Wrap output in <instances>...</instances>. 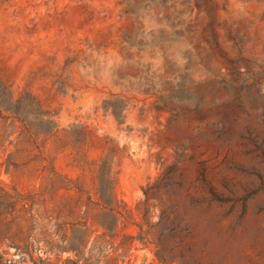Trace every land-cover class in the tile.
<instances>
[{
	"label": "rangeland",
	"instance_id": "rangeland-1",
	"mask_svg": "<svg viewBox=\"0 0 264 264\" xmlns=\"http://www.w3.org/2000/svg\"><path fill=\"white\" fill-rule=\"evenodd\" d=\"M1 115L23 120L0 146L6 187L48 180L21 166V132L71 131L46 143L59 173L104 158L137 213L177 163L195 264H264V0H0ZM155 251L138 242L132 264H162ZM0 255L20 257L2 238Z\"/></svg>",
	"mask_w": 264,
	"mask_h": 264
},
{
	"label": "trees",
	"instance_id": "trees-1",
	"mask_svg": "<svg viewBox=\"0 0 264 264\" xmlns=\"http://www.w3.org/2000/svg\"><path fill=\"white\" fill-rule=\"evenodd\" d=\"M233 106L243 109L239 101L230 107ZM18 121L23 122L0 116V146L8 138L5 130ZM218 125L223 131L224 123ZM71 133L59 135L56 131L40 136L21 132L17 138L16 153L27 155L21 166L41 178L47 175L48 180L33 190L8 188L0 181V238L20 256L12 263L132 264L139 242L145 247L154 245L162 264L174 258H179L180 264H195V248L185 241L191 232L179 214V206L186 202L190 189L186 188L188 179H172V171L179 169L177 163L142 188L143 199L134 213L120 199L118 172L114 173L104 158L92 163L83 161L82 176L75 179L57 171L56 160L47 155L46 143L52 138L70 140ZM72 144L79 156V147ZM206 173L203 164L199 176L214 197L217 192L207 182ZM171 194L176 202L169 200ZM156 216L158 220L154 222ZM0 264H6L1 255Z\"/></svg>",
	"mask_w": 264,
	"mask_h": 264
}]
</instances>
